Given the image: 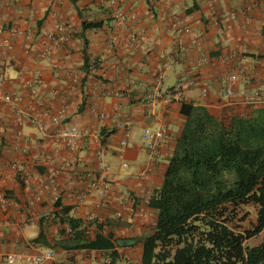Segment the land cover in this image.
<instances>
[{
	"label": "crops",
	"instance_id": "1",
	"mask_svg": "<svg viewBox=\"0 0 264 264\" xmlns=\"http://www.w3.org/2000/svg\"><path fill=\"white\" fill-rule=\"evenodd\" d=\"M116 1L127 17L120 28L113 25V7L103 0H0V29L33 30L27 41L9 37L11 48L0 42V72L6 75L2 89L28 94L27 84L38 71L42 94L55 91L52 110L65 107V124L76 125L82 136L76 149L69 150L52 136L48 121L45 131L39 130L0 101V190L9 197L0 207V259L9 252L51 247L55 256L47 264H141L142 239L152 233L156 217L149 200L162 184L183 127L181 104L201 105L227 119L250 116L264 107L245 99L255 88L254 79H264V0H216L211 9L208 0ZM188 13L194 15L190 32L171 31L170 17ZM83 19L102 24L82 30ZM113 31L117 38L110 45ZM63 33L68 40L48 37ZM131 33L138 42L128 41ZM5 37L0 33V41ZM45 50L50 52L48 60ZM171 58L159 78L162 63ZM232 72L239 73L235 88L241 95L227 99L223 87ZM192 79L199 82L173 90L178 81ZM202 83L208 87L205 95ZM104 90L108 94L103 95ZM153 90L160 96L149 105L145 95ZM92 106L106 118L100 120ZM21 108L31 107L23 102ZM163 123L166 137L150 152L142 130ZM126 128L128 143L122 147ZM98 151L103 169L98 168ZM46 153L52 157L48 167L57 170L53 185L46 182L48 167H31L32 160L41 161ZM13 161L29 170V185L10 169ZM90 177L98 185L81 197ZM101 200L105 205H99ZM62 207L69 211L64 214ZM67 216L80 221L77 229H83V240L74 238L63 221ZM41 229L45 240H35ZM61 230L65 232L59 234ZM97 234H110L114 247L76 246ZM114 239L128 243L118 245Z\"/></svg>",
	"mask_w": 264,
	"mask_h": 264
},
{
	"label": "trees",
	"instance_id": "2",
	"mask_svg": "<svg viewBox=\"0 0 264 264\" xmlns=\"http://www.w3.org/2000/svg\"><path fill=\"white\" fill-rule=\"evenodd\" d=\"M101 24L81 22L82 30ZM180 112L183 127L149 200L156 217L152 233L142 239L141 264H264V107L229 119L190 103H182ZM248 208L255 223L243 227ZM63 221L83 240L78 219ZM258 233L259 242L249 245L247 239ZM45 237L41 229L35 240ZM76 246L109 249L114 243L110 234H97Z\"/></svg>",
	"mask_w": 264,
	"mask_h": 264
},
{
	"label": "built area",
	"instance_id": "3",
	"mask_svg": "<svg viewBox=\"0 0 264 264\" xmlns=\"http://www.w3.org/2000/svg\"><path fill=\"white\" fill-rule=\"evenodd\" d=\"M107 6L113 7L111 12L113 25L115 28L123 27L127 17L125 13L120 9L117 5L116 0H103ZM216 0H208L207 6L208 8H212ZM193 13H188L185 15H173L169 19L170 30L175 34L189 33L190 32V21L193 20ZM64 29V27H60L59 30ZM5 32L7 37L3 38L0 42L3 45H6L7 48H11L12 45L9 41V37L22 36V38L27 41L30 40L33 36V30L31 28H26L24 30H18L16 28L9 29H0V33ZM48 37L52 40H63L66 41L69 39L68 34L63 33L59 34H49ZM117 36L113 31L109 33V44L112 45ZM138 36L135 33H131L128 36V41L130 43L138 42ZM24 52L28 53L29 48L25 46ZM50 52L45 50L44 57L48 60L50 57ZM173 60L168 59L164 61L161 65V70L158 74V77L161 78L163 71L168 66L169 62ZM6 78V75L3 72H0V101L9 105L13 110H15L18 114L25 115L28 121L37 127L39 130L45 131L47 127L46 121L52 125V136L60 140L63 146L69 150L76 149L80 139H81V131L74 124H65V107H59L56 111L52 110V101L55 98V91H50L47 95H43L40 88L38 87L40 84L39 73L35 71L33 79L28 82L30 90L29 93H8L2 89L3 81ZM239 79L238 72H232L225 78V85L223 87V95L227 99H236L241 92L235 88V84ZM198 80H185L178 81L174 86L173 90L180 91L184 87H191L198 83ZM255 88L249 93V95L245 96V99L249 103H254L256 105H264V79H254ZM202 94L205 95L208 92V87L206 84L202 83L201 86ZM103 95L108 94V91H102ZM115 95H122L121 91H114ZM160 96L158 90H153V92L147 93L145 95V101L149 105H152L155 100ZM23 102H27L29 104L30 110L25 111L21 108ZM34 107V108H32ZM91 112L99 117L100 120L105 119V115L103 113H99L97 109L92 106ZM19 114V115H20ZM167 126L163 123L160 124L156 129L144 128L141 133V137L145 143V146L150 152H153L157 149L160 143L165 139L167 134ZM18 137H22L21 132H17ZM127 137H128V129L126 128L123 138L120 140V145H127ZM96 157L98 159V168L103 169L105 163L101 159V152L98 151L96 153ZM51 155L46 153L43 155V159L32 160L31 167H36L38 165H43L48 167V163L51 160ZM151 162L148 163L146 170L148 171L151 168ZM125 166L126 164L123 163ZM10 169L16 174L19 175L24 182V184L29 185L31 182V174L28 169H26L21 162L13 161L9 164ZM57 177V170L53 167H48L46 182L48 184L53 185L55 183ZM98 180L95 177H90V180L86 186L85 191L81 194V197L87 195L92 188L97 187ZM9 202V197L6 192L0 190V207H5ZM100 206L105 205L104 201L101 200L99 203ZM55 256V251L51 247H44L40 251L35 253H19V252H9L2 256L0 259V264H47V261L53 259ZM65 264V263H62Z\"/></svg>",
	"mask_w": 264,
	"mask_h": 264
},
{
	"label": "rangeland",
	"instance_id": "4",
	"mask_svg": "<svg viewBox=\"0 0 264 264\" xmlns=\"http://www.w3.org/2000/svg\"><path fill=\"white\" fill-rule=\"evenodd\" d=\"M249 214L247 215V219L243 223V227H250L255 223V214L252 208H248ZM243 229V228H240ZM261 239V233H258L251 238L247 239V243L249 245H254L259 242Z\"/></svg>",
	"mask_w": 264,
	"mask_h": 264
}]
</instances>
